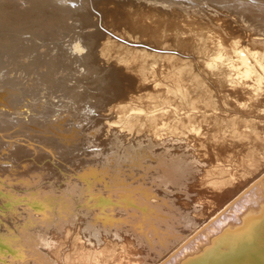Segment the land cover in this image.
Wrapping results in <instances>:
<instances>
[{
    "label": "bare ground",
    "instance_id": "6f19581e",
    "mask_svg": "<svg viewBox=\"0 0 264 264\" xmlns=\"http://www.w3.org/2000/svg\"><path fill=\"white\" fill-rule=\"evenodd\" d=\"M67 1L52 0L50 5L38 2L49 6L41 7L42 13H51ZM180 1L175 0L172 6L170 0H143L168 10L201 13L206 8L187 7L201 0ZM211 1L228 6L225 16L242 24L234 29L228 19L218 23L212 17L204 25L187 16L159 24L153 32L164 42L149 48L154 49L150 53L154 61L150 58V64H138L144 70L139 86L129 94L116 90L114 97L120 102L113 110L107 105L102 117L88 127L93 135H88L87 141L99 148V156L103 153L108 157L104 149L109 153L116 149L105 147L110 143L105 145L108 140L105 143L103 135L112 143L117 140L122 147L124 142L129 147L125 158L112 152L120 164L115 169L114 163V172L99 165L109 172L108 181L100 178L103 185L97 182L99 187L95 188L85 175L88 181L76 183L71 175H78L87 166V159H78L75 165L74 156H67L63 160L70 161L73 169H66V177L62 169V176L58 180L55 177L50 185L64 180L66 188L60 194L44 188L31 191L30 181L35 177L38 182L43 180L51 165L42 174V167L36 163L43 157L35 155L33 163L20 166L19 155L25 150L7 148V157L0 158V164H5L0 166V206L11 203V213L18 209L15 203L24 201V211L17 231L9 226L0 231V264H264V23L253 27L242 15L230 16L238 9L257 12L264 0ZM29 10L23 13L35 12ZM84 24L78 25L80 29L90 27ZM82 30L69 35L65 50L70 51L66 61H54L58 67L80 62L87 69L93 66L91 55L80 51V38L89 35L91 41L84 48L92 54L100 36ZM57 43L64 44L60 40ZM106 47L104 42L103 54ZM160 75L166 80L159 79ZM74 116L77 121L79 117ZM82 130L76 129V133ZM40 137L43 143L54 140L52 136ZM77 144L66 145L65 152L81 150ZM0 212L1 224L10 214Z\"/></svg>",
    "mask_w": 264,
    "mask_h": 264
},
{
    "label": "rangeland",
    "instance_id": "374dc122",
    "mask_svg": "<svg viewBox=\"0 0 264 264\" xmlns=\"http://www.w3.org/2000/svg\"><path fill=\"white\" fill-rule=\"evenodd\" d=\"M24 1L28 2L29 4L31 3L30 10L34 9L35 12L31 14L30 13L26 14L22 12L24 15L21 13L19 15L22 18H18L16 14L15 17L17 18L13 17L12 15L10 18L15 19V21H12L13 24L23 25L26 27V29L33 28L34 29V31H32L33 34L31 35L28 33L23 34L21 33V31L10 32V34L8 33V35L0 33V158L1 157L3 158L4 156L7 157L8 155L7 148L10 150L13 149L14 147L17 148L20 147L21 150H25L24 151L25 153L24 152L21 153L19 155L20 158L18 157L19 158L18 165L19 163H21L20 166L23 164L25 165V164L33 163L32 159L35 155H42L43 158L41 159V161L36 163L38 166L42 167L43 169L42 174L48 172L46 171V169H48L49 165H51V169L48 172V174H46L47 178L46 177L43 178L44 181L42 179L39 180L40 182L36 181L38 180L37 177H35V179L37 178L36 180L35 179L31 180L30 181L31 183L28 185L30 188L28 189H31V191L32 190L36 191V188L37 190H42L44 188L43 189L44 191L49 192L53 190L55 194H60L61 191L66 188L65 184H67L64 180H60V183L57 182L58 184H60V186L58 185L57 187V183H56V186L55 184L54 185L52 184V187L50 188V185L52 182H54L55 177L58 180V178L62 176L61 174L63 173L62 169L64 170L63 173L64 177L67 176L66 169H68L67 171H69V169H73V166L70 164V161H66L65 163V161L63 160L67 156L68 157L74 156L73 163L75 165H77L78 159L79 160L83 158L87 159L85 164L89 166L88 167L89 169L87 168L86 165H84L86 166L84 167L85 169L83 168L81 169L82 171L81 170L80 172L78 171L79 172L78 175H71V176L72 177L75 176L73 178H76L75 180L76 183L82 182L84 184L85 181L89 180V182H92L93 185H95V188H98L99 186L103 185L101 184L102 181L100 180V178L101 179L103 178L104 180L106 179V181H108L107 178H109V172H105V171L109 170L110 173H112L115 171V169H117V164L119 163H117L115 157L112 156L113 155L112 152L117 151L121 155V156L119 155V157L123 158L124 156L125 158V154L129 149L128 144L126 143V145H124L125 144L124 142L122 147L117 140L114 143H112V141L110 142L109 141L110 139H108L105 135L102 136V138L103 137L105 138V143L108 140L105 145H107L108 143L110 144H108L109 147L105 145L104 146L106 148L112 147L116 149H113L111 153L107 152L110 151L109 149H104L105 150L104 153H108V157L103 153L102 155L100 154L99 156L98 153H101L99 148L96 146L98 148L96 149V147L93 146L91 142L89 143L87 141V136L90 134L93 135L92 132L93 130H89L88 127H90V125H92V123L96 121L95 119L98 120L102 117V113L105 109H107L106 108L107 105L109 109L113 110L116 104L120 102V99L114 97V95H116L117 92L116 90L120 89L122 93L129 94V92H132L134 89L137 88V86H139L142 80L141 76L143 75L144 70L142 66L141 65L138 66V64L143 62L146 63L145 65H147L148 61H149L148 64H150V60L153 59L152 61H154L152 54H150L154 51V49L153 47L152 49L149 48H151V46L153 45L156 46L157 44H158L157 46H159L160 43L164 42L161 38L158 37L159 34L153 32L154 29H156V27L159 26V24H164L165 22L167 23L170 20L179 19L182 17L183 18L188 17L189 20L192 18L191 20L194 21L195 23L204 24V25L212 17L215 18V20L218 23H221L222 20H225L224 18H226V20L228 19V21L231 23V26H233L234 29H236L237 26H239V24H242L241 23L242 21L236 24L235 22H232V20L234 19L225 16L226 11L228 10V6L225 7L220 5L221 6L220 7L219 4H216L214 1L211 0H201V2H194L191 5L187 6L188 8L190 7L200 8V6L204 5L206 8L205 10H201V13L199 11L195 13V11L192 12L191 10L188 12L186 10L184 11V9L168 10L166 8H162L160 5H158V7L149 5L147 3H144L143 0H82V1L70 0V2L69 1L64 2L65 5H62L63 7L61 6L62 9L61 7H58L56 9L53 8V10L55 11H52L51 13H49L48 11L42 13L43 8L41 7H45V6L39 5V2L50 5L52 0H24ZM174 1L170 0L172 6L175 3ZM184 1L181 0L180 2L183 3ZM190 1H194V0H189L187 2ZM75 2L77 3L76 5L73 6L72 4H74ZM247 2L248 4H250L249 1ZM9 4L14 8L15 3L8 2L7 5ZM176 4L180 5L179 3ZM67 5L69 9L67 7H66L67 9L65 8V6ZM209 5L212 7H210ZM254 5L251 4V6ZM48 7L49 6L47 5L45 9ZM85 8L89 9L88 12H86L87 9ZM81 9L82 10L85 9V11L81 13L82 11ZM215 9L216 11L222 12L224 15L222 13L216 12ZM232 9L235 8L233 7ZM260 9L264 11V4L261 6V8L255 9L257 12L252 11L253 14L252 12H250L251 10L249 9H248L249 11L247 9L244 10L238 9L237 11H233L234 13L232 12L230 16L238 15L237 17H239V15L240 16L242 15L243 20L247 21L246 23H249L251 26L254 27V25L255 26L261 25V22L262 24L264 23L263 22L264 12ZM78 10H80V12H78V14L75 15V13ZM202 11H206V12L203 13ZM70 12L74 14V16H72L71 19L70 18L67 19L66 16L67 17L70 16L71 14ZM185 12L187 14L190 13V15L188 16ZM214 12H216L218 15ZM245 12H248L249 15L246 14ZM255 13H258L259 15L256 14L258 15L256 16ZM197 14H201V17L200 15ZM207 16L209 18L206 19ZM252 19H254L255 21L253 22ZM250 20L252 21L251 22L252 24L250 23ZM79 21L82 22L80 23ZM257 21L260 22V24L255 23ZM67 23L69 24L71 23V24L67 25ZM82 23L83 24L87 23V25L89 24L91 28L88 29H91L93 31H86L87 28L86 30L85 28H83L84 31L80 29L78 25H83ZM48 25L50 28L49 29L47 28L48 30L46 33H42V31L39 30L44 26L47 27ZM81 30L83 31L84 34L85 33L91 34V32H93L96 36H100L97 42L98 43L97 47H95L93 51L89 50L92 54H89L84 48V46H86L87 43L89 44L91 41L90 38L87 37L89 35L87 36L82 35L81 38L83 40L80 38L81 41L80 44L82 45L80 46L82 49L80 51L84 53L83 55H88V56L91 55V57L93 58V66L95 67L93 69H92L93 66L89 67V69H87L86 67L84 71L83 70L81 71L82 73L74 69L75 65L78 63L76 64L68 63L65 66L61 67L60 65L58 67L56 62L54 63V61H57V58L58 59L61 58V60L63 58V60H65L64 57L66 58L68 56L67 52L70 51V50L68 51V48L67 50H65L67 47L65 44L67 42H64V44L61 45L57 43L58 40L61 39V34H63L64 31L65 34L63 35L65 36V39H68L69 35L75 36L77 35V33H80ZM25 37H28L29 39L32 38L33 41L31 42L27 41L30 46L27 47L26 49H23L24 46L26 45L24 43L26 42ZM35 42L43 43L44 47L43 46L40 47V44H37ZM104 42L108 44V47H106L103 50L105 51V54L101 52L102 50L101 47L103 46ZM55 43H57L58 45L53 46V44ZM47 46L50 47L53 46L54 48L48 49V51H46L45 54H42L41 56L38 52L46 50ZM37 48L38 50H36ZM141 49L143 50V52L141 51ZM129 50L132 52H130ZM34 53H38L37 56H34L35 55ZM53 53H55L54 55L55 58L51 56V54ZM71 53L73 54V51ZM138 54H140V56ZM74 55L76 54L74 53ZM131 56H133L134 58ZM135 62L137 63V65ZM126 63L128 66L126 65ZM80 65H82V63ZM139 69H141L142 71H140ZM79 74L81 75L83 74V75L81 76ZM78 76L79 77L81 76L80 77L81 79ZM160 77L162 81L166 80L164 79L165 76L160 75L159 79ZM79 95L80 97L78 99ZM98 101L102 103L100 104ZM100 108L103 110H101ZM48 109L50 112L48 111ZM45 111L47 112L45 113ZM73 116L79 117L78 120L77 121L73 120ZM69 122L72 125L69 124ZM76 129L77 131L83 129L81 131L82 135L77 134ZM72 133H74V136H72L73 135ZM40 136H44V137L52 136L54 140L50 141V143H46V142L43 143L42 142L43 140ZM73 137L76 138V140H74ZM27 140L29 141V143L33 145H30ZM75 142L79 143L77 145L81 148V150L75 149L70 153L65 152L67 150L65 148L66 145L70 146V144L72 143L74 144ZM115 145L119 146L120 148L118 147L117 150V146ZM34 146L35 149L33 148ZM91 151H96V152L90 154ZM97 151L99 152L97 153ZM121 151L124 153H122ZM28 152L30 154H28ZM103 155L106 156L108 159L110 158L109 159L110 161L106 157L105 159L102 158ZM10 159L14 161L12 158ZM115 162H116V167L115 169H113L112 166H115L114 165ZM123 164L128 165V163H123ZM4 165L5 164L3 165L0 164L1 167H4ZM99 165L105 166L107 170L104 169V167L103 168L99 167ZM95 166H96V170L95 168H93ZM44 167H45V171H44ZM108 167L111 168L108 169ZM126 167L128 169V166ZM123 169L124 168H122L121 170ZM85 172H87V174H85ZM7 173L4 174L3 176L7 175ZM35 173L37 174L38 170ZM35 173H33V175ZM30 174L32 175V173ZM92 174L94 176H91ZM83 176L87 177L88 180ZM34 181H35L34 183L35 185L32 184V182ZM97 182L100 183L98 187H97L98 185ZM82 183L80 184L82 185ZM61 184L64 188L61 186ZM21 191H25V190H21ZM22 203L24 204V201L20 203H15L14 205L18 206L17 207L18 209L12 210L11 213H9V211L11 210L8 209L9 206H11V203L9 204L4 203L3 205L0 206L1 210L3 211L5 210L6 213L10 214L8 217L5 216V221L3 220L1 222L0 228L2 230L0 229V231L7 229L8 226L11 230L17 231L19 220H21V218L23 217L22 212L24 211L23 210L24 205H22ZM7 222H12V224Z\"/></svg>",
    "mask_w": 264,
    "mask_h": 264
},
{
    "label": "water",
    "instance_id": "95a60500",
    "mask_svg": "<svg viewBox=\"0 0 264 264\" xmlns=\"http://www.w3.org/2000/svg\"><path fill=\"white\" fill-rule=\"evenodd\" d=\"M8 2L15 3L14 8H10V7L6 6ZM30 5H31V3L29 4L28 2H25L24 0H0V33L8 35V33L10 34V32H15V31L20 32L21 31V33H23V34L24 33H28L30 35L33 34V32H32V31H34L33 28L26 29V27L23 25L13 24L12 21H15V19L10 18L12 14H14V15L16 14L18 16V15H20V13L22 14V12H26L28 10V8H30ZM14 15H13V17H14ZM67 24H69V23H67ZM93 27H95V26H93ZM47 28L48 29L50 28L49 25L47 27L44 26L43 28H41L39 30L42 31V33H46L48 30ZM89 28H91V27H89ZM87 30L93 31V30L88 29V28H87ZM63 34H65V33L63 32ZM25 39H26V42H24V43L26 45L24 46L23 49H26L27 47L30 46L28 44V42L33 41L32 38L29 39L28 37H25ZM59 40L61 41V43H63V42H68L69 39H65V37L62 36L61 39H59ZM35 43L40 44V45L43 44V43H39V42H35ZM47 47H49V46H47ZM36 50H38V49H36ZM46 50H47V48H46ZM46 50H43V51L38 52V53L39 54H45ZM38 53H34L35 54L34 56H37ZM54 55H55V53L51 54L52 57H54ZM74 69L77 71L78 70H80V71L85 70L83 65H79V64H76Z\"/></svg>",
    "mask_w": 264,
    "mask_h": 264
}]
</instances>
